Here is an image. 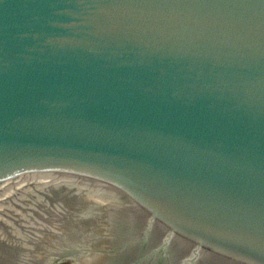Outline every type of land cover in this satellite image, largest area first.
Segmentation results:
<instances>
[{
	"label": "water",
	"instance_id": "obj_1",
	"mask_svg": "<svg viewBox=\"0 0 264 264\" xmlns=\"http://www.w3.org/2000/svg\"><path fill=\"white\" fill-rule=\"evenodd\" d=\"M264 264V0H0V264Z\"/></svg>",
	"mask_w": 264,
	"mask_h": 264
},
{
	"label": "trees",
	"instance_id": "obj_2",
	"mask_svg": "<svg viewBox=\"0 0 264 264\" xmlns=\"http://www.w3.org/2000/svg\"><path fill=\"white\" fill-rule=\"evenodd\" d=\"M61 264H70V263H68V262H64V263H61Z\"/></svg>",
	"mask_w": 264,
	"mask_h": 264
},
{
	"label": "flooded vegetation",
	"instance_id": "obj_3",
	"mask_svg": "<svg viewBox=\"0 0 264 264\" xmlns=\"http://www.w3.org/2000/svg\"><path fill=\"white\" fill-rule=\"evenodd\" d=\"M61 264V263H60Z\"/></svg>",
	"mask_w": 264,
	"mask_h": 264
}]
</instances>
